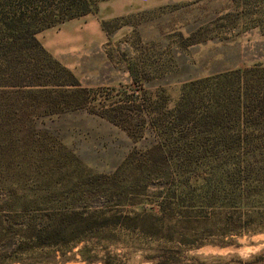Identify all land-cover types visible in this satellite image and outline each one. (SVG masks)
<instances>
[{
	"label": "trees",
	"instance_id": "trees-1",
	"mask_svg": "<svg viewBox=\"0 0 264 264\" xmlns=\"http://www.w3.org/2000/svg\"><path fill=\"white\" fill-rule=\"evenodd\" d=\"M3 1L0 125L5 111L30 108L33 117H40L89 105L94 90L82 86L53 59L35 35L56 25L52 16L58 14L64 20L63 16L86 14L95 0H62L41 15L23 13L26 1L9 5L6 12ZM132 94L104 103L100 115L128 127L138 114L156 140L143 150H132L112 173L86 177L70 187L87 190L85 202L110 203L85 209L76 205L71 194L64 197L70 201L63 206L50 205L46 194L15 190L0 195V264H60L79 244V260L84 264H118L115 254L106 250L100 256L98 245L82 235L115 225L146 239L171 242L211 234L219 237V246L264 232L260 208L264 204V131L259 127L264 116V67L253 65L189 81L172 108L165 109L157 99L146 102L149 99L138 91ZM14 184L33 189L42 184L56 187L58 182L41 178ZM179 223L186 225L187 233H179ZM67 234L71 238L64 240ZM201 245L190 242L182 248L157 243L152 247L146 241L140 245L141 259L146 264H189L186 259L197 256L181 258V254ZM219 259L220 264H264V248L245 258L231 254Z\"/></svg>",
	"mask_w": 264,
	"mask_h": 264
},
{
	"label": "rangeland",
	"instance_id": "rangeland-1",
	"mask_svg": "<svg viewBox=\"0 0 264 264\" xmlns=\"http://www.w3.org/2000/svg\"><path fill=\"white\" fill-rule=\"evenodd\" d=\"M22 1L28 5L23 11L26 15L29 11L41 15L62 2L6 0V12L9 5ZM100 5L97 18L106 33L102 59H96L101 65L95 71L85 70L80 77L82 86L94 90L89 105L40 117H33L30 108L2 114L1 196L17 190L26 195H49L50 205H67L70 200L64 197L68 194L85 209L109 204L85 202L88 191L70 188L71 184L112 173L132 150H143L156 137L138 114L128 127H123L101 116V105L138 91L149 99L146 102L157 99L165 109L172 108L189 81L253 65L264 67V0H95L88 13L99 12ZM60 17L57 14L51 19L55 24L70 19ZM262 118L259 127L264 131ZM41 178L52 179L58 185L20 189L14 184ZM3 214L8 215V211ZM184 226L177 225L179 233H187ZM82 235L88 243L98 245L100 256L106 250L115 254L118 264H146L140 248L146 241L152 247L160 243L182 248L190 242H202L200 247L181 254V258L197 256L186 259L189 264H220L219 258L226 255L245 258L264 248L241 252L249 242L260 240V235L264 237V232L237 237L236 244L227 246H219V237L211 234L171 242L172 239H146L119 225L93 228ZM70 238L67 234L64 240ZM80 246L67 252L69 259L60 264H84L79 260Z\"/></svg>",
	"mask_w": 264,
	"mask_h": 264
},
{
	"label": "crops",
	"instance_id": "crops-1",
	"mask_svg": "<svg viewBox=\"0 0 264 264\" xmlns=\"http://www.w3.org/2000/svg\"><path fill=\"white\" fill-rule=\"evenodd\" d=\"M100 12L101 5L99 12L70 18L35 35L50 56L70 70L79 82L85 70L95 71L101 65L96 59H102L106 33L97 18Z\"/></svg>",
	"mask_w": 264,
	"mask_h": 264
},
{
	"label": "water",
	"instance_id": "water-1",
	"mask_svg": "<svg viewBox=\"0 0 264 264\" xmlns=\"http://www.w3.org/2000/svg\"><path fill=\"white\" fill-rule=\"evenodd\" d=\"M246 246L247 248H257L259 250L264 247V237L260 240L249 242Z\"/></svg>",
	"mask_w": 264,
	"mask_h": 264
},
{
	"label": "bare ground",
	"instance_id": "bare-ground-1",
	"mask_svg": "<svg viewBox=\"0 0 264 264\" xmlns=\"http://www.w3.org/2000/svg\"><path fill=\"white\" fill-rule=\"evenodd\" d=\"M261 238H263V235H260V236L258 237V239H261ZM256 239H257V238H256ZM222 251H224V250H222ZM248 251H255V249L244 248V249L241 250V252H243V253H247Z\"/></svg>",
	"mask_w": 264,
	"mask_h": 264
}]
</instances>
